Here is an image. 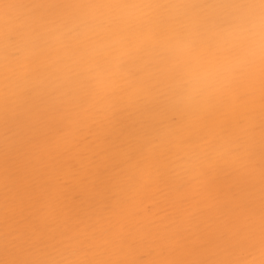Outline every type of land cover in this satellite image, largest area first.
<instances>
[{
	"label": "bare ground",
	"instance_id": "1",
	"mask_svg": "<svg viewBox=\"0 0 264 264\" xmlns=\"http://www.w3.org/2000/svg\"><path fill=\"white\" fill-rule=\"evenodd\" d=\"M0 264H264V0H0Z\"/></svg>",
	"mask_w": 264,
	"mask_h": 264
}]
</instances>
